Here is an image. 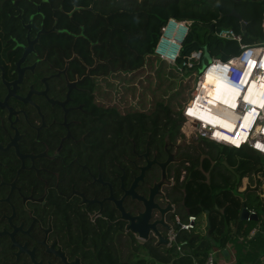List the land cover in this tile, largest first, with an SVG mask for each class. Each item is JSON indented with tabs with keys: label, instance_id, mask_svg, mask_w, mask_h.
Listing matches in <instances>:
<instances>
[{
	"label": "flooded vegetation",
	"instance_id": "flooded-vegetation-1",
	"mask_svg": "<svg viewBox=\"0 0 264 264\" xmlns=\"http://www.w3.org/2000/svg\"><path fill=\"white\" fill-rule=\"evenodd\" d=\"M119 2L12 0L0 15V264L122 262L147 206L164 235L183 218L182 129L158 132L115 50L92 41L114 15L124 31Z\"/></svg>",
	"mask_w": 264,
	"mask_h": 264
},
{
	"label": "trees",
	"instance_id": "trees-1",
	"mask_svg": "<svg viewBox=\"0 0 264 264\" xmlns=\"http://www.w3.org/2000/svg\"><path fill=\"white\" fill-rule=\"evenodd\" d=\"M11 2L0 0V15H7L6 10L13 7ZM233 10L246 21L250 41L261 38L264 0H158L148 11L126 14L124 33L119 27L118 15L112 16L110 26L113 30L106 43L109 49L116 52L112 60L120 61L124 66L126 95L131 94L133 98L139 96L143 108L156 113L158 132L162 127L160 122L166 121L164 129H169L170 137L176 139L184 121L183 109L190 100L187 98L190 90L181 96L184 84L170 88V92L165 87L170 84L167 75L174 76L175 71L180 73L172 64L154 54L162 25L172 16L194 19L192 28H206L216 19L219 26L232 27L242 33L238 24L241 20L231 14ZM191 32L192 29L184 44ZM193 38L201 48L199 37ZM221 41L217 40V48L221 51L233 53L239 48L233 40ZM207 43L211 50V41ZM184 44L182 54L186 55L188 48L184 50ZM157 59L165 64L157 63ZM151 63L157 65L155 74L147 71L153 68ZM165 69L167 73L163 76ZM162 89L164 92H160ZM200 138L181 154L184 165L183 169H177L174 173L171 197L173 202L178 203L183 219L189 214H195L198 218L207 217L202 230L196 228L192 232H178L180 249L177 246L168 247L156 239L138 243L132 237L128 241L130 255L121 262L110 252L108 264H194L196 260L203 262L210 252H223L229 246L235 252V264H256L259 261L264 251V197L259 192V188L262 187L263 191L264 186V155L249 147L236 148ZM185 160L188 164H185ZM251 175L256 178V187L251 189L249 185L241 190L243 178ZM244 207L255 211L252 219L241 218ZM258 224L261 229L249 237Z\"/></svg>",
	"mask_w": 264,
	"mask_h": 264
},
{
	"label": "built area",
	"instance_id": "built-area-1",
	"mask_svg": "<svg viewBox=\"0 0 264 264\" xmlns=\"http://www.w3.org/2000/svg\"><path fill=\"white\" fill-rule=\"evenodd\" d=\"M193 23V20L170 17L162 25L154 48V54L172 64L180 75L195 71L202 64L204 56L202 49L193 51L187 56L182 54L184 41L192 29ZM262 27L264 30V18ZM218 36L237 41L239 51L226 60L212 58L210 62H206V67L197 76L191 98L183 109L182 132L187 137L192 135L191 132H195L199 138H207L222 145L237 146L238 148L249 147L264 155V41L245 43L243 33H239L233 28L221 29ZM211 72L221 76L238 91L232 98L231 104L222 103L223 105L219 107L214 105V112H220L223 109L227 111L233 123L232 130L212 125L210 121L200 117L198 112L193 110L194 106L191 105L199 99L204 79ZM260 86L261 92L257 93ZM249 91L254 94L252 98L255 100L246 97ZM224 137L228 139H224ZM248 211L250 220L252 215H255V211ZM198 220L199 218L195 214H189L186 219H183L177 213L173 225L166 233V238L169 241L167 246H177L180 249L177 241L178 232L196 230ZM255 231L253 230L251 235H254ZM194 264H215L214 252H210L204 262L195 261Z\"/></svg>",
	"mask_w": 264,
	"mask_h": 264
},
{
	"label": "rangeland",
	"instance_id": "rangeland-1",
	"mask_svg": "<svg viewBox=\"0 0 264 264\" xmlns=\"http://www.w3.org/2000/svg\"><path fill=\"white\" fill-rule=\"evenodd\" d=\"M120 2L119 3H122V6H124V8H120V9H124L125 10V18H126V14H129V15H134L136 14V12H140V11H148L149 9H151L153 7V4H152V1L154 2L155 0H152V1H148V0H119ZM116 3H110L109 5V12H112L114 9V5ZM100 5V11L101 9H106L105 4ZM112 16L110 17L108 23L107 22H99V24H94V27L95 29L98 28L97 32H96V35L99 34V35H104L105 37V40L101 39L100 38H93L92 41L96 42V41H104L106 43H108V39H109V36H110V32L113 30V28L110 26V22L112 21L111 20ZM124 23V31L125 32V22L123 21ZM200 23V22H199ZM121 26V23L119 24ZM109 26V30L106 32V27ZM106 34L108 36H106ZM195 34V35H194ZM206 34H207V29L206 28H203V27H200V26H194L192 28V32L190 34V37L187 39V41L185 42L184 44V50L186 48H188V51L185 53L186 55H189L191 52L195 51V50H198L200 47H199V43H195L193 41V36H198L199 37V42L201 44H205L206 43ZM162 61L157 59V63L159 64H165V63H161ZM151 65L153 66V68H151L150 70L147 69V71H151L152 74H155V68L157 65H155V63H151ZM169 67H171L169 65ZM167 69H165L163 72V76H165V74L167 73L166 72ZM147 72H145L143 75L145 76ZM199 74V71L196 69L195 71H189L187 72L185 75H180L178 74L176 71L174 72V76L173 75H167L166 78L170 81V84L169 86H165L167 91L170 92V88H177V87H180L184 84V90L181 91V96H184L188 93V91L190 90V95H188V99L191 98V95H192V92H193V87H194V84H195V81L197 79V75ZM158 80L160 81L159 77H158ZM164 89V88H163ZM160 90L164 92V90ZM160 96V95H159ZM187 99V100H188ZM183 124V123H182ZM191 136H184L183 132H182V138L184 139V141L190 145V144H193V143H197L201 138L197 137L196 136V133L195 132H191ZM207 221V217L204 215V216H200L199 217V220H198V223H197V229H200L202 230L203 226L205 225V222ZM139 241H141V243L144 242V240L140 239ZM125 257H128V255H130V248L128 246V240L126 239V242H125Z\"/></svg>",
	"mask_w": 264,
	"mask_h": 264
},
{
	"label": "bare ground",
	"instance_id": "bare-ground-1",
	"mask_svg": "<svg viewBox=\"0 0 264 264\" xmlns=\"http://www.w3.org/2000/svg\"><path fill=\"white\" fill-rule=\"evenodd\" d=\"M260 92L261 86L257 93ZM237 93L238 91L228 84L221 76L211 72L208 73L204 79V86L203 90H201L199 99L191 105L194 106L193 110L197 111L200 117L210 121L212 125H216L218 128L222 127L225 130H232L233 123L227 111L223 109L220 112H214V105L219 107L223 105L222 103H225V105L231 104L232 98ZM246 97L251 99L254 97V94L249 91ZM252 99L255 100V98ZM205 100H207V102H205Z\"/></svg>",
	"mask_w": 264,
	"mask_h": 264
},
{
	"label": "crops",
	"instance_id": "crops-1",
	"mask_svg": "<svg viewBox=\"0 0 264 264\" xmlns=\"http://www.w3.org/2000/svg\"><path fill=\"white\" fill-rule=\"evenodd\" d=\"M148 1H152V0H148ZM157 1L158 0H155L154 2L152 1L153 6L157 3ZM238 1H240V0H238ZM240 16H241V14H240ZM172 17H175V16H172ZM182 19H187V20H193L194 21V19H189V17H185V18H182ZM240 20L241 21H239L238 24L240 25V28H242L241 22L242 21L245 22V25H246V21L243 20L242 18H240ZM211 22L214 23V31L210 32V29L208 27H206V29H207L206 43L205 44H201V48H199V49H202L204 51L203 47L206 46L209 54H210V52L212 53V54H210L211 58H221V59L226 60V59L230 58L231 56H233L234 54H236L239 51V48H238V50H236L233 53H227V52H224V51H221L220 49H218L217 48V45H218L217 40H222L221 42H223V43H225L226 40H230V39H224V38L219 37L218 36V32L221 29L232 28V27H223V26L221 27V26L218 25L219 23L216 21V19H214ZM261 28H262V36H261V38L260 37L258 39L257 38H255V39L252 38L251 41H250L251 37H248V34L246 33V29H245V31L242 30L243 31L242 33H243L244 42L245 43H256V42L264 41V30H263V27H262V23H261ZM248 39H249V41H247ZM208 41H211V43H212L211 50L208 48V43H207ZM235 42L238 44L237 41H235ZM238 47H239V44H238ZM195 51H197V50H195ZM226 55H229V56H226ZM256 184H257V182H256V178H255L254 175L245 176L243 178V181H242L241 190H245L249 185H250L251 189H252V187L255 188ZM259 192H262V196L264 197V186H263V191H262V187L259 188ZM260 229H261V226H260V224H258L253 230H256L255 231V234H256V233H258V231ZM251 232H250V236L249 237H253L255 235V234L251 235ZM165 236H166V234H165ZM224 251H227V252H224ZM214 256H215V264H235L236 263L235 252H234V250H233V248L231 246H229L228 249L223 250V252H220L219 250H215ZM256 264H264V251L262 252L261 258L259 259V261Z\"/></svg>",
	"mask_w": 264,
	"mask_h": 264
},
{
	"label": "water",
	"instance_id": "water-1",
	"mask_svg": "<svg viewBox=\"0 0 264 264\" xmlns=\"http://www.w3.org/2000/svg\"><path fill=\"white\" fill-rule=\"evenodd\" d=\"M231 14L235 15L236 17L238 18H241L240 14L233 10L231 12ZM241 25H242V30L245 31V22H241ZM208 28L210 29V32H213L214 31V23L208 25ZM204 49V56H203V60H202V64L201 66L197 67L196 69L199 71V73H201L204 68L206 67V62H210L211 61V56L207 50V47L204 46L203 47ZM195 69V70H196ZM150 212V207L147 206V210L145 213H143L141 215V219L142 220V223L141 225H135L134 223H132L131 227H132V230L135 232V233H138L139 234V237L146 241L147 239H149V233L150 231L154 232V234L158 237L159 241L165 245H168L169 244V241L168 239L166 238V236L159 230L158 228V221L154 220L150 223V218H151V214L149 213ZM250 217V214H249V211L247 209V207H244L242 212H241V218L244 219V220H248ZM253 218V215L251 217V219ZM255 219H257V217H255ZM171 227H169L167 225V229L169 230ZM224 252H227V251H224Z\"/></svg>",
	"mask_w": 264,
	"mask_h": 264
},
{
	"label": "snow or ice",
	"instance_id": "snow-or-ice-1",
	"mask_svg": "<svg viewBox=\"0 0 264 264\" xmlns=\"http://www.w3.org/2000/svg\"><path fill=\"white\" fill-rule=\"evenodd\" d=\"M224 139H228L227 137H224ZM259 146V145H258Z\"/></svg>",
	"mask_w": 264,
	"mask_h": 264
},
{
	"label": "clouds",
	"instance_id": "clouds-1",
	"mask_svg": "<svg viewBox=\"0 0 264 264\" xmlns=\"http://www.w3.org/2000/svg\"><path fill=\"white\" fill-rule=\"evenodd\" d=\"M236 148H238L237 146H235Z\"/></svg>",
	"mask_w": 264,
	"mask_h": 264
}]
</instances>
